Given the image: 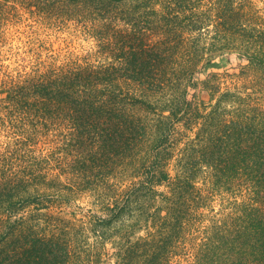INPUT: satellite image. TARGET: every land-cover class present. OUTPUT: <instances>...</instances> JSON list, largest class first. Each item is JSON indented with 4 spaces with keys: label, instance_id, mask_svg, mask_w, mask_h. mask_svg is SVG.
Returning a JSON list of instances; mask_svg holds the SVG:
<instances>
[{
    "label": "trees",
    "instance_id": "trees-1",
    "mask_svg": "<svg viewBox=\"0 0 264 264\" xmlns=\"http://www.w3.org/2000/svg\"><path fill=\"white\" fill-rule=\"evenodd\" d=\"M19 11L84 16L96 50L93 63L35 68L5 91L4 111L27 119L14 165L0 166V264H264L256 4L0 0V21ZM231 55L236 70L191 100L196 74Z\"/></svg>",
    "mask_w": 264,
    "mask_h": 264
},
{
    "label": "rangeland",
    "instance_id": "rangeland-1",
    "mask_svg": "<svg viewBox=\"0 0 264 264\" xmlns=\"http://www.w3.org/2000/svg\"><path fill=\"white\" fill-rule=\"evenodd\" d=\"M252 1L264 13V0ZM24 15L19 11L13 18L0 21V166L4 167L3 170L14 165L11 151L15 140L21 138L26 131L24 123L27 119L18 108H12L13 106L4 111L6 104L2 100L5 91L18 76L35 68L44 67L43 71L50 65L59 68L81 57L93 63V60H89V55L96 50L91 35L77 26L81 21H87L80 14H73V19L70 20H66L65 15L61 14L60 18L50 21H37ZM214 61L218 66L209 67L196 74L195 82H199V87L188 89V95L194 102L208 101L202 82L210 75L234 72L239 65L236 55H231L228 60L223 58ZM260 104L264 107V97ZM84 205L85 201L82 203ZM212 207V212H219L222 205L219 200L214 199ZM204 213L210 218L215 215L211 211ZM175 260L172 261L173 264L176 263Z\"/></svg>",
    "mask_w": 264,
    "mask_h": 264
}]
</instances>
